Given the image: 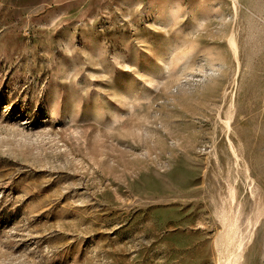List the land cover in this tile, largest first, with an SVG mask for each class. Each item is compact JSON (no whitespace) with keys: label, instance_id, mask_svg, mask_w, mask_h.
Returning <instances> with one entry per match:
<instances>
[{"label":"rangeland","instance_id":"rangeland-1","mask_svg":"<svg viewBox=\"0 0 264 264\" xmlns=\"http://www.w3.org/2000/svg\"><path fill=\"white\" fill-rule=\"evenodd\" d=\"M0 264H264V0H0Z\"/></svg>","mask_w":264,"mask_h":264}]
</instances>
